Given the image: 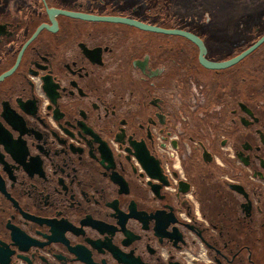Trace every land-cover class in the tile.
I'll list each match as a JSON object with an SVG mask.
<instances>
[{"label": "flooded vegetation", "instance_id": "flooded-vegetation-1", "mask_svg": "<svg viewBox=\"0 0 264 264\" xmlns=\"http://www.w3.org/2000/svg\"><path fill=\"white\" fill-rule=\"evenodd\" d=\"M258 1L0 0V264H264Z\"/></svg>", "mask_w": 264, "mask_h": 264}, {"label": "water", "instance_id": "water-1", "mask_svg": "<svg viewBox=\"0 0 264 264\" xmlns=\"http://www.w3.org/2000/svg\"><path fill=\"white\" fill-rule=\"evenodd\" d=\"M148 29L150 30H156V31H162L159 28H155V27H149ZM169 33L172 34H178V35H182L185 36L186 38H188L190 41L194 42L195 44L199 45L201 48V52L199 54V59L200 62H202L206 67L208 68H225L228 67L234 63H236L237 61H239L241 58H243L245 55H247L248 53H250L252 50H254L260 43H262L264 41V36H262L256 43H254L251 47H249L248 49H246L245 51H243L242 53H240L239 55L224 60V61H220V62H211L206 60L203 57V51H204V47L202 45V42L199 40V38L197 36H195L192 33L186 32V31H181V30H168Z\"/></svg>", "mask_w": 264, "mask_h": 264}, {"label": "rangeland", "instance_id": "rangeland-1", "mask_svg": "<svg viewBox=\"0 0 264 264\" xmlns=\"http://www.w3.org/2000/svg\"><path fill=\"white\" fill-rule=\"evenodd\" d=\"M202 0H173V3H177L178 5L182 4V3H187V5L189 6V13L190 15H197V8L198 5H200ZM258 0H236V2H241V3H246V2H257ZM205 2V9L208 10V8L211 9V7H208V3L210 4V2H214L216 5L219 4L218 8H219V12L222 15V18L225 19H229L230 17V13L232 12V8L231 5H233L234 0H218L215 2V0H204ZM259 2V1H258ZM191 7V9H190Z\"/></svg>", "mask_w": 264, "mask_h": 264}]
</instances>
